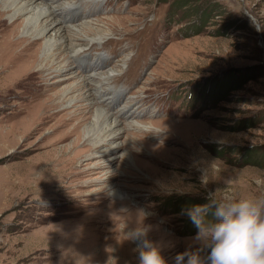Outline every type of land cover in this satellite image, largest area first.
Masks as SVG:
<instances>
[{
  "label": "rangeland",
  "instance_id": "1",
  "mask_svg": "<svg viewBox=\"0 0 264 264\" xmlns=\"http://www.w3.org/2000/svg\"><path fill=\"white\" fill-rule=\"evenodd\" d=\"M79 1V16H90L107 31L93 54L104 55L107 69L124 61L112 79L123 88L122 100L147 101L134 118L140 127L133 125L119 137L121 153L129 152L133 162L118 157L114 168L127 174L110 177L126 184L134 195L128 204L136 205L126 212L129 205L107 190L85 193L104 184L100 156L83 154L76 164L51 170L48 165L61 160H37L35 170L25 165L26 158L42 152L44 142L73 140L61 138L74 122L60 119L66 109L44 130L11 142L7 125L26 114L17 112L18 102L38 96L31 94V86L39 84L43 98L77 78L56 81L59 75L43 82L36 74L32 84L7 92L0 75V264H140L141 240L128 238L139 228L147 230L142 239L159 248L166 264H176V256L186 251L207 261L210 248L196 239L198 229L185 210L208 203L209 193L217 199L264 195V0H185L177 11L175 0ZM194 20L195 29L202 28L196 33L189 29ZM80 58L76 69L86 72L88 64ZM22 89L25 97L19 99L16 93ZM120 102L111 107L117 109ZM107 124L99 116L95 133ZM36 169L49 174L36 175L39 182L34 183ZM40 189L48 191L44 198L33 195ZM57 223L62 227L49 228ZM63 228L65 240L55 235ZM55 238L62 239L64 249H52ZM93 241L103 258L88 249Z\"/></svg>",
  "mask_w": 264,
  "mask_h": 264
},
{
  "label": "bare ground",
  "instance_id": "2",
  "mask_svg": "<svg viewBox=\"0 0 264 264\" xmlns=\"http://www.w3.org/2000/svg\"><path fill=\"white\" fill-rule=\"evenodd\" d=\"M81 6L82 1L79 0H0V65L7 62L6 68L4 66L0 68V75L4 76L7 92L16 87H23L24 84H30L36 74L42 76L43 82H48L51 78L58 79L59 75H62V77L56 81L77 78V81L70 83L67 88L55 91L43 98L40 97L41 94L39 93L42 90L41 86L38 87L39 84L34 86L35 83L29 90H31V94L38 92V96L30 103L28 101L23 103V100H20L17 112H25L26 114L20 120L8 124L5 128L11 135V142H17L20 138H27L33 133L44 130V126L48 121L55 118L61 110L66 109L60 119L67 120L68 118L74 120V122L63 132L61 138L66 139L75 136L73 140L61 145L57 144L58 140L55 139L44 142L39 146L42 152L26 158L24 160L25 165L33 169V165L37 160L45 159L49 161L53 157L58 161L61 160L59 165H54V162L50 163L48 166L51 170L62 164L65 167L74 165L83 154L92 157L100 156L102 162L99 165V174L103 175L104 184L85 193L99 194L107 190L115 196L118 203L123 206L129 205L126 209V212H128L131 210V205H136L135 203L128 204L130 200H134V195L127 191L125 183L113 182L110 177L118 173L120 176L127 174L123 168L118 170L114 168L113 161L118 157H125L128 165L133 162L132 155L129 152L121 153L122 142L119 137L133 125L136 128L140 127V123L135 121L134 118L145 110L147 101L140 99L139 103L135 104L138 98L130 99L126 97L122 100L123 88L113 84L112 79L115 81L113 72L120 71L123 68L124 61L107 69V60L104 55L99 53L100 51L93 54L94 46L102 42L101 40L105 37L107 31L100 24L94 22V19L92 20L90 16H79ZM21 29L24 36L18 37ZM40 40L43 42L40 43ZM89 54L92 55L89 56ZM80 57H83L82 61L88 64L83 67L86 72L76 69L75 62L82 59ZM88 58L91 60L89 61ZM24 93H26V89L18 90L16 94H18L19 99H23L25 97ZM118 101L121 102L117 109L111 107L112 104L113 106L116 105ZM90 113L92 115L88 117L87 115H90ZM99 116H104L108 124L103 132L95 133ZM120 116H123V118ZM88 119L90 121H87ZM17 126L18 129H16ZM83 138L84 141L82 142ZM7 145L10 146V144ZM79 145H82V149L78 148ZM154 154L158 157L157 153ZM21 162L23 163V161ZM42 173L49 174L43 169L42 171L36 169L35 173L31 172V174H34L32 178L34 183L39 182L36 175ZM27 184L31 183L28 182ZM39 186L41 185L39 184ZM32 188L34 187L32 186ZM46 192L38 191L33 195L36 198H44ZM116 201L113 203H116ZM136 207L140 208L139 206ZM60 225L61 223L52 224L49 228L54 230L62 227ZM126 225H124V228L121 227L122 231H126ZM63 233H66L64 228L55 235H62V239H64L66 235ZM55 239L57 240V238ZM62 239H58L56 242L53 241L55 243L49 245L56 251L61 250L64 247L60 249ZM108 239L110 240V238ZM112 240L109 243L110 245L113 244ZM97 245L93 241L88 244V249L90 252L93 250L95 256L97 255L101 259L104 255L102 249L97 248ZM76 250L81 252L84 251V248L83 250L82 248ZM75 251H72V253H75ZM94 259L97 260L95 257Z\"/></svg>",
  "mask_w": 264,
  "mask_h": 264
},
{
  "label": "clouds",
  "instance_id": "3",
  "mask_svg": "<svg viewBox=\"0 0 264 264\" xmlns=\"http://www.w3.org/2000/svg\"><path fill=\"white\" fill-rule=\"evenodd\" d=\"M208 200L184 213L198 229L196 239L210 248L207 261L186 251L176 256V264H264V195L217 199L216 193H209ZM128 235L141 240L140 264H166L159 248L142 239L147 236L146 229Z\"/></svg>",
  "mask_w": 264,
  "mask_h": 264
},
{
  "label": "trees",
  "instance_id": "4",
  "mask_svg": "<svg viewBox=\"0 0 264 264\" xmlns=\"http://www.w3.org/2000/svg\"><path fill=\"white\" fill-rule=\"evenodd\" d=\"M178 1H179V2H178ZM174 6H175L174 11H177V10L183 8V6H185V0H175ZM201 17H202V16H201ZM196 23H197V20H194L193 25H191L190 28H189L190 31H192L193 33H196V32H199V30H202V28L197 29V27H196V29H195V26H197ZM197 30H198V31H197ZM201 204H202V203H201ZM203 204H205V202H203Z\"/></svg>",
  "mask_w": 264,
  "mask_h": 264
}]
</instances>
